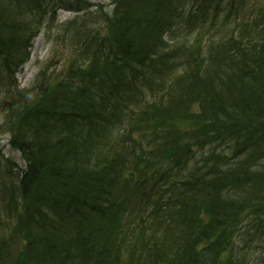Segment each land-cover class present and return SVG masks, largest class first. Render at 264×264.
Masks as SVG:
<instances>
[{"label":"trees","instance_id":"16d2710c","mask_svg":"<svg viewBox=\"0 0 264 264\" xmlns=\"http://www.w3.org/2000/svg\"><path fill=\"white\" fill-rule=\"evenodd\" d=\"M109 1V28L61 45L62 77L13 131L148 111L24 151L19 197L0 199V264H251L264 255V0ZM17 41L0 34L11 82Z\"/></svg>","mask_w":264,"mask_h":264},{"label":"rangeland","instance_id":"374dc122","mask_svg":"<svg viewBox=\"0 0 264 264\" xmlns=\"http://www.w3.org/2000/svg\"><path fill=\"white\" fill-rule=\"evenodd\" d=\"M81 1L0 0V6L10 10L0 19V34L3 39L19 40L15 54L22 61L16 82L0 78V199L19 197L17 189L22 170L26 169L23 157L26 149L34 145L49 149L63 147L65 143L84 139L90 133L97 135L104 126L120 132L148 111V102L141 106L120 105L13 131L18 117L40 99L45 85L62 77L66 55L59 57L61 45L68 42L71 45L68 48L72 49L95 32L109 28L115 14L109 0ZM25 5L33 8L27 9ZM66 32L72 33L74 39L69 38L72 42L62 39ZM95 130L97 132L93 133ZM10 163L15 166L11 167ZM256 261V264H264L260 250L255 251L250 263Z\"/></svg>","mask_w":264,"mask_h":264}]
</instances>
